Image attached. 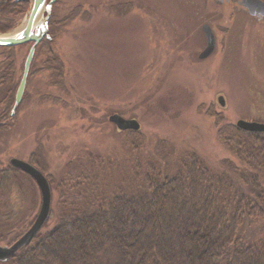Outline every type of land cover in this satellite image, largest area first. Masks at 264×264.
I'll use <instances>...</instances> for the list:
<instances>
[{
  "label": "rangeland",
  "instance_id": "obj_1",
  "mask_svg": "<svg viewBox=\"0 0 264 264\" xmlns=\"http://www.w3.org/2000/svg\"><path fill=\"white\" fill-rule=\"evenodd\" d=\"M236 6L217 0L55 1V21L82 7L81 16L53 29L52 46L66 65L64 86L52 84L51 73L44 72L47 56L39 52L23 107L12 128L0 133L1 169L14 168L13 159L38 168L33 155L41 150L36 158L50 182L52 205L39 234L53 230L62 218V193L67 198L79 184L77 178L65 180L70 172L84 178L110 166L109 182L120 186L129 179L123 176L136 169L134 161L154 153L159 140L180 153L196 152L213 174L222 160L235 161L206 112H221L235 127L240 120L264 123V19ZM29 13L14 22L9 36L25 26ZM204 25L211 27L216 45L202 60ZM29 52L17 50L18 65ZM2 54L0 49V63ZM115 114L137 120L141 130L119 131L109 121ZM131 133L144 138L139 152L127 144ZM14 169L16 186L0 187L2 247L12 246L31 228L42 206L35 180ZM8 215L11 220L3 219ZM245 236L256 245L264 241V217L255 219Z\"/></svg>",
  "mask_w": 264,
  "mask_h": 264
},
{
  "label": "trees",
  "instance_id": "obj_2",
  "mask_svg": "<svg viewBox=\"0 0 264 264\" xmlns=\"http://www.w3.org/2000/svg\"><path fill=\"white\" fill-rule=\"evenodd\" d=\"M31 1L0 0V33L14 29V22L30 12ZM81 11L77 7L63 20L52 18L50 38L36 49L34 60L39 52L47 56L44 72L51 73L54 86H64L66 65L52 46L53 29L81 16ZM32 46L0 48V133L12 128L23 107L22 101L12 115L27 59L18 65L16 52ZM206 114L215 119L218 141L235 158L222 160L218 174L196 152L180 153L167 140H159L154 153L135 160L136 169L123 176L129 179L120 186L109 182L110 166L84 178L70 172L65 180L77 178L79 184L67 198L62 193V218L55 228L0 264H264V241L256 245L245 236L253 221L264 217V134L227 125L221 112ZM129 136L134 138L128 146L139 152L144 138ZM37 154L40 149L33 164L41 171ZM14 173L11 166L0 168V187L14 188Z\"/></svg>",
  "mask_w": 264,
  "mask_h": 264
},
{
  "label": "water",
  "instance_id": "obj_3",
  "mask_svg": "<svg viewBox=\"0 0 264 264\" xmlns=\"http://www.w3.org/2000/svg\"><path fill=\"white\" fill-rule=\"evenodd\" d=\"M55 1L56 0H32L31 10L24 29L18 35L14 34L13 36H9L10 32L6 34L0 33V48H10L23 46L26 44H33L25 62L24 74L17 91L16 102L12 112L13 116L24 99L30 70L36 54V49L46 38H50L49 24L52 19L53 5ZM242 6L247 10L250 16L258 19H264V2L262 0H243ZM44 9V12H47V16H44L40 25H37L36 22L38 16ZM203 31L207 38V47L200 55V59L202 60L209 58L214 53L216 45V40L211 27L209 25H204ZM7 34L8 36H6ZM219 102L222 107L226 106L224 97H220ZM109 121L114 124L119 131L122 132H139L141 130V124L137 120L125 119L118 114L110 116ZM236 126L245 132L260 134L264 133V123L240 120ZM11 165L14 168L26 173L35 180L42 195V206L34 224L17 242H15L10 247L0 246L1 262L10 260L39 234V232L48 222L52 205L50 182L38 168L30 163L18 159L11 160Z\"/></svg>",
  "mask_w": 264,
  "mask_h": 264
},
{
  "label": "flooded vegetation",
  "instance_id": "obj_4",
  "mask_svg": "<svg viewBox=\"0 0 264 264\" xmlns=\"http://www.w3.org/2000/svg\"><path fill=\"white\" fill-rule=\"evenodd\" d=\"M220 4H222V5H224V4H235V5H237L236 7L238 8L239 6H241L242 7V10L243 11H245L246 13H248L247 12V10L246 9H244V7L242 6V1L243 0H217ZM240 8V7H239ZM252 17V16H251ZM253 18H255V17H253ZM255 19H257V20H261V19H258V18H255ZM211 57V56H210Z\"/></svg>",
  "mask_w": 264,
  "mask_h": 264
},
{
  "label": "bare ground",
  "instance_id": "obj_5",
  "mask_svg": "<svg viewBox=\"0 0 264 264\" xmlns=\"http://www.w3.org/2000/svg\"><path fill=\"white\" fill-rule=\"evenodd\" d=\"M44 11H45V9L40 12V15L38 16V19H37L38 23L36 22L37 25H40L41 21L43 20L44 13H45ZM23 29H24V27L19 29V31L16 34L18 35Z\"/></svg>",
  "mask_w": 264,
  "mask_h": 264
}]
</instances>
